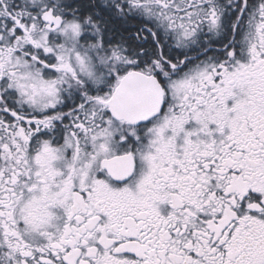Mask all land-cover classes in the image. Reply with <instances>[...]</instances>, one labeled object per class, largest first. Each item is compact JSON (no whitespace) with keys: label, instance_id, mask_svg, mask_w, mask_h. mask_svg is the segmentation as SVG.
Instances as JSON below:
<instances>
[{"label":"snow or ice","instance_id":"snow-or-ice-1","mask_svg":"<svg viewBox=\"0 0 264 264\" xmlns=\"http://www.w3.org/2000/svg\"><path fill=\"white\" fill-rule=\"evenodd\" d=\"M0 264H264V0H0Z\"/></svg>","mask_w":264,"mask_h":264}]
</instances>
